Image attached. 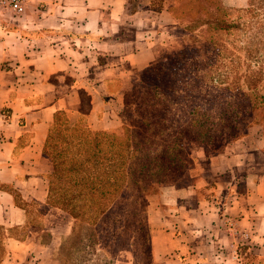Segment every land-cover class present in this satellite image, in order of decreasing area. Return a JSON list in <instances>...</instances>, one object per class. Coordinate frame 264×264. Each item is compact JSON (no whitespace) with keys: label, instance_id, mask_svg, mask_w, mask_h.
<instances>
[{"label":"crops","instance_id":"0c3cea01","mask_svg":"<svg viewBox=\"0 0 264 264\" xmlns=\"http://www.w3.org/2000/svg\"><path fill=\"white\" fill-rule=\"evenodd\" d=\"M173 3L29 0L23 15H0V264H58L75 219L48 200L54 118L119 128L126 91L169 48ZM240 157L210 158L214 184L199 171L147 196L145 264H264V193L251 174L242 186L227 173Z\"/></svg>","mask_w":264,"mask_h":264},{"label":"rangeland","instance_id":"374dc122","mask_svg":"<svg viewBox=\"0 0 264 264\" xmlns=\"http://www.w3.org/2000/svg\"><path fill=\"white\" fill-rule=\"evenodd\" d=\"M219 1L224 7L231 9L228 14V19H231L239 14L236 10L246 7L250 0L245 1L241 7L229 6L223 0ZM172 16L175 18L173 14ZM178 22L177 20V28L172 30L173 38L170 39L169 48L150 65L152 68L149 71L146 73L145 70L141 71L133 85L126 91L120 112L121 125L116 131L121 130L124 122L135 123L132 118L136 120L146 116L149 119V117L165 115L163 122L149 120L153 124L158 121L162 123L164 149L160 159L165 161L164 164L171 157L168 152L173 145L172 139L175 133L179 132L180 135L179 144H177L180 147L177 151L179 165L176 170L170 171L172 177L166 178V184L170 186L189 184L196 178L195 174L199 171H203L206 179L214 184L217 179L209 172L210 158L227 149L234 155H241L237 160L241 161L240 166H234L233 172H227L228 175H236L240 185L243 186L241 180L244 181L251 174L264 193V129L261 120L264 105L254 109L250 115L241 117L242 124H237L235 130H231L230 124L233 112H244L248 105V87L244 77L248 67L242 48L244 35L241 34V30L230 35L222 34L224 42L232 41V44L227 46L231 50L230 53L226 54L227 56L222 60L215 61V54L203 60L193 58L196 54L191 56L190 60H186L189 56L186 53L193 52V49L197 48L198 43L195 39H203L205 35L200 31L188 32L185 29L183 31L184 25H179ZM186 48H188L187 51H184ZM216 49L214 53L219 50L225 56L222 49L218 47ZM210 69L224 76H221L218 81L213 80V77L208 75ZM262 79L263 81L258 83L256 89L258 94L264 96V76ZM231 83L234 86L228 87ZM159 90L165 92V97L169 95L170 100L175 98L182 100V97L189 98L190 95L204 96V93L212 100L217 95H220L221 99L225 97V102L215 104L210 100L203 106L206 111H203L206 134L211 138L203 141L195 132V127L191 125L178 126L180 123L174 125L172 123L174 120L170 121V119L178 118L180 109L165 108L166 104L156 97V92ZM230 97L236 98L235 102ZM181 112L186 111L183 109ZM66 117V114L59 115L57 123L51 130L46 148L49 154L62 153L61 156L56 157V160L70 157L77 150L76 144L85 137L88 128L85 120L80 119L75 124H70ZM256 117H258L257 120H255ZM135 127L139 135L149 136L154 143L160 140L153 131L148 132L144 124L135 123ZM218 133L220 136H217ZM174 154L176 152L173 156ZM65 155L68 156L65 158ZM65 182L54 180V190L58 191ZM53 204H56L54 198L50 201V205L54 206ZM82 211L84 213L75 218L73 233L57 250L58 264H116V261H120L119 264H145L148 262L150 248L146 201L143 202V206L133 204L127 208H114L110 211L111 214L113 213V218L106 220L104 229L102 223L99 224L89 217L87 210L82 209Z\"/></svg>","mask_w":264,"mask_h":264},{"label":"trees","instance_id":"16d2710c","mask_svg":"<svg viewBox=\"0 0 264 264\" xmlns=\"http://www.w3.org/2000/svg\"><path fill=\"white\" fill-rule=\"evenodd\" d=\"M174 1L170 12L179 21V25H184L183 31L184 29L188 32L200 31L205 35L203 39H195L198 43L197 48L193 49V52L186 53L189 55L186 60H190L191 56L196 54V57H193L196 60H203L214 54L215 61L222 60L231 51L227 46L232 44V41L224 42L222 34L230 35L241 30V34L244 35L242 48L248 67L244 75L248 87V105L244 112H233L230 124L231 130H235L237 124H242L241 117L250 115L254 109L264 105V96L258 94L256 89L258 83L263 81L262 76H264V0H250L246 7L237 9L239 14L231 19H228L231 9L224 7L219 0ZM216 47L222 49L225 56L219 50L214 53ZM151 68V66L146 68L145 73ZM208 75L216 81L224 76V74L212 70L208 71ZM231 85L234 86L231 83L228 84V87ZM156 97L166 104L165 108L177 107L180 109L178 112L180 116L170 119V121L174 120L172 122L174 125L180 123L178 126L191 125L195 127V132L203 141L211 138L206 134L204 125V112L206 111L203 106L210 100L215 104L225 102V97L221 99L220 95H217L212 100L205 93L204 96L190 95L189 98L182 97V100L179 98L170 100L169 95L165 97V92L159 90L156 92ZM230 99L234 102L236 100L234 97H230ZM183 109L186 112H181ZM61 114L65 113L60 112L55 116L52 128ZM165 118V115L156 118L149 117L150 120L161 122ZM132 119L135 123L144 124L147 131H153L160 140L154 143L149 136L137 133L135 123L124 122L119 131H116L118 128L113 131L87 128L85 137L76 144L77 150L67 159L58 158L56 160V157L61 156L62 153L49 154L45 149L53 167L49 179V203L54 198L56 204L53 205L74 219L81 216L84 213L82 209H85L89 212L91 219H95L99 224L102 223L104 229L106 220L113 218V213L111 214L110 211L114 208H127L133 204L143 206L147 196L159 192L162 187L169 186L166 184V178L172 177L170 171L176 170L180 160L177 153L180 150L177 145L179 144V132L175 133L169 152L166 151L171 157L164 164L165 161L160 159L164 149L162 123L158 121L153 124L146 116H141L136 120ZM257 119L258 117L255 120ZM261 120L264 129V114ZM217 136H220V133ZM175 152L176 154L173 156ZM67 156L65 155V158ZM54 180L56 182L66 181V185L64 184L59 187L58 191H55Z\"/></svg>","mask_w":264,"mask_h":264},{"label":"built area","instance_id":"2783aa9c","mask_svg":"<svg viewBox=\"0 0 264 264\" xmlns=\"http://www.w3.org/2000/svg\"><path fill=\"white\" fill-rule=\"evenodd\" d=\"M29 0H0V15L19 17L26 11Z\"/></svg>","mask_w":264,"mask_h":264}]
</instances>
